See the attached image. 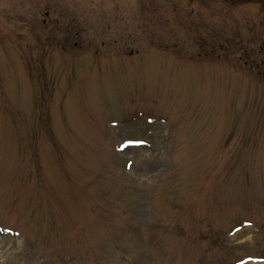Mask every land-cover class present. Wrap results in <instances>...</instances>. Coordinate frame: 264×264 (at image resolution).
Returning a JSON list of instances; mask_svg holds the SVG:
<instances>
[{
	"label": "rangeland",
	"instance_id": "rangeland-1",
	"mask_svg": "<svg viewBox=\"0 0 264 264\" xmlns=\"http://www.w3.org/2000/svg\"><path fill=\"white\" fill-rule=\"evenodd\" d=\"M0 264H264V0H0Z\"/></svg>",
	"mask_w": 264,
	"mask_h": 264
},
{
	"label": "flooded vegetation",
	"instance_id": "flooded-vegetation-1",
	"mask_svg": "<svg viewBox=\"0 0 264 264\" xmlns=\"http://www.w3.org/2000/svg\"><path fill=\"white\" fill-rule=\"evenodd\" d=\"M184 1H186V2H187V1H194V0H184ZM200 1H204V0H200Z\"/></svg>",
	"mask_w": 264,
	"mask_h": 264
}]
</instances>
